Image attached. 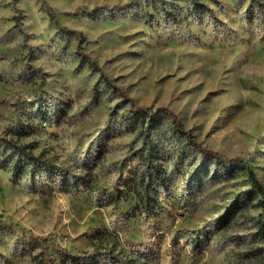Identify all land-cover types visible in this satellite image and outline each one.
<instances>
[{"label": "rangeland", "instance_id": "obj_1", "mask_svg": "<svg viewBox=\"0 0 264 264\" xmlns=\"http://www.w3.org/2000/svg\"><path fill=\"white\" fill-rule=\"evenodd\" d=\"M0 0V264H264V22L254 0ZM125 7V11H113ZM103 69L112 84L78 55ZM13 133L4 134L9 129ZM35 163L42 165L41 169Z\"/></svg>", "mask_w": 264, "mask_h": 264}, {"label": "trees", "instance_id": "obj_2", "mask_svg": "<svg viewBox=\"0 0 264 264\" xmlns=\"http://www.w3.org/2000/svg\"><path fill=\"white\" fill-rule=\"evenodd\" d=\"M42 4L43 7L47 8L48 11L52 14L53 20L56 22L58 26H60L59 21L54 14L52 8L50 5L46 2V0H39ZM164 2V0H160ZM256 3V7H258L260 13L263 15L262 20L264 22V0H254ZM113 11H125V7H114L112 9ZM61 31L70 34V35H77L78 36V55L81 56L84 60H86L94 69L99 71L101 75L103 76L104 80L112 84V82L109 80L108 77L105 76V73L103 69H101L99 66H97L93 61L91 56L88 53L82 52V47L81 43L84 40V35L83 33H76L75 31H71L66 28L59 27ZM116 90L122 95V97L130 103V113L133 114L134 116H147L150 119L155 118L158 114L164 113L166 115H169L173 120L175 124V130L185 136L188 140V143L196 148L198 151H200L204 156L206 157H211L216 159L219 162L226 163V164H235L242 166L248 170V177L249 181L251 183V188L254 192L259 194L260 200L258 202L259 207L261 208V212L257 217V228H258V234L264 241V186L262 185L261 181L258 179L257 174L255 173L254 169L252 166L249 165V163L241 158V157H234V158H227L220 154L219 152L213 151L211 149L205 148L202 146L200 143L195 141V138L192 134L191 131H187L183 128L181 125L178 115L168 106L165 107H160L154 111H152L149 108H142V107H137L135 105V102L132 98L128 97L126 92L120 88L116 87ZM9 129V128H8ZM13 133L12 129H9L8 131H5L6 134ZM35 167L38 168V170L41 169L42 165L36 164ZM33 242L37 243L38 245H42L43 248L41 251L35 256L34 258V263L33 264H97L98 258L96 254H91V255H73L71 252H69L66 248L57 246V245H47V240L43 238H37Z\"/></svg>", "mask_w": 264, "mask_h": 264}]
</instances>
